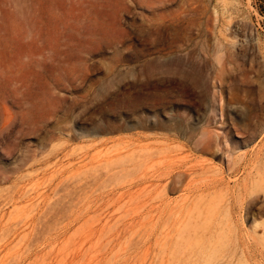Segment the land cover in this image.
<instances>
[{"label": "rangeland", "instance_id": "374dc122", "mask_svg": "<svg viewBox=\"0 0 264 264\" xmlns=\"http://www.w3.org/2000/svg\"><path fill=\"white\" fill-rule=\"evenodd\" d=\"M263 130L264 0H0V264H182Z\"/></svg>", "mask_w": 264, "mask_h": 264}, {"label": "bare ground", "instance_id": "6f19581e", "mask_svg": "<svg viewBox=\"0 0 264 264\" xmlns=\"http://www.w3.org/2000/svg\"><path fill=\"white\" fill-rule=\"evenodd\" d=\"M201 135H204V133H202ZM261 144H262V141H261ZM261 144L259 143V145H261ZM263 147H264V145H263ZM253 151H255V150H253ZM246 155H248V152ZM251 156L252 155H250V157ZM245 160H247V159H245ZM240 161H242V159ZM249 163H251V161ZM255 165H256V163H255ZM244 167H246V166L244 165ZM237 169H239V168H237ZM173 170H175V169H173ZM223 180H224V178H223ZM242 181L243 182L238 187V190H236V189L232 190V191L231 190H229V191L225 190L226 192L225 191L220 192L218 190V192L216 191L210 197L202 198L200 200L198 199L195 201V206L197 209V211L195 210L196 214H197V216L195 217V221L197 222V220H200V224L197 223L194 225L193 228L192 227H191V229L189 228L188 230H190V234L188 233V235H186L185 237L183 235L181 248H180V250H178L179 252H181V255H182V256H180L181 257L180 261L182 264H264V219L258 221L257 217H255L256 219L254 221V225L252 226V230L246 229V227L243 225V218H244V214H243L244 200L243 199L253 197V196L254 197L259 196V197H263V201H264V157H263V162H261L260 165L257 164V166H255L254 168L249 170ZM209 183H204V186H205V184H209ZM230 186H233V185H230ZM193 188H197V187L195 186ZM189 190H190V188H189ZM192 191H194V190L192 189ZM203 194H205V193H203ZM240 194L242 196H244L243 199L240 196ZM190 195L187 197V199L189 197H191ZM184 199H186V196L184 197ZM263 201H261V202H263ZM185 204H186V202H185ZM191 204H192V201H191ZM193 204H194V200H193ZM260 205H262V203ZM260 205H258V206H260ZM185 206H183V207H185ZM237 208L240 212H242V214L240 216H237L235 213ZM250 210H251V208H250ZM190 212H191V210H190ZM248 213H250V212L248 211ZM258 215L263 217V215H264V204H263V206H261L259 208ZM180 222H182V221H180ZM196 222H194V223H196ZM182 224L184 225V223H181V226H183ZM185 226H186V224H185ZM179 227H180V225H178L177 228H179ZM180 230H182V228ZM184 230H182V231H184ZM182 233H184V232H182ZM176 258H175V260H176ZM178 258H179V256H178ZM178 263H179V261H178Z\"/></svg>", "mask_w": 264, "mask_h": 264}]
</instances>
